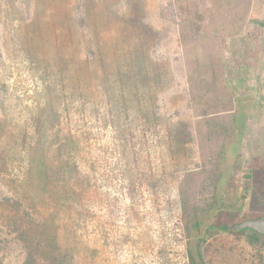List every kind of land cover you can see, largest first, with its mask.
<instances>
[{
	"label": "rangeland",
	"instance_id": "obj_1",
	"mask_svg": "<svg viewBox=\"0 0 264 264\" xmlns=\"http://www.w3.org/2000/svg\"><path fill=\"white\" fill-rule=\"evenodd\" d=\"M150 37L153 40L149 41ZM139 47L152 54V69L145 78L141 74L133 76L127 64L124 66L130 56L140 51ZM58 50L57 54L61 53L67 62L73 50L78 59L77 76L87 99L84 101L87 126H81V120L75 125L82 102L76 97L70 111L72 125L84 128L86 133L97 131V140L91 141L92 147L90 143L85 146L82 155L92 156L85 158L84 164L87 167L94 163L93 175L100 186L103 181L109 184L119 181L110 175V170L111 164L118 161L120 147L106 121L109 115L102 104L105 103L102 89L99 85L96 90L91 87L92 83L98 84L93 78L99 82L107 78L116 93L109 95L116 98L121 96L118 80L129 84L128 91H124L128 98L125 104L133 119L137 118L135 125L143 122L138 119L139 114L150 120L156 109L162 117L157 122L161 135L173 127L192 129V140L184 143L185 154L174 162L191 169V176L179 183L184 194H191L185 214L192 206L203 205L207 190L215 181L208 177L212 173V178L218 175L220 151L229 140L233 141V119L240 111L248 124L244 122L248 127L241 144L240 164L246 169L255 161L258 168H264V0H0V264H26L29 255L33 264H45L44 253L36 250L37 242L51 241L48 232L53 230L54 222L45 221L44 216L52 218L56 210L52 214L53 210L41 207L45 197L41 192V151L44 143H48V131L52 132L48 129L49 117L42 116L50 111L45 67L50 65L51 78ZM147 59L150 61L149 56ZM71 67L75 73L72 64ZM237 71L240 79L236 77ZM240 81H244L241 88L237 87ZM69 83L65 76L55 87L58 94L55 107L63 104L61 96L74 88L73 80ZM97 96L102 115H96L94 121L92 105H97ZM123 112L121 109L119 114ZM148 123L145 121L146 126ZM65 124L66 120L60 123ZM39 126L42 135L37 133ZM138 129L137 136L141 137L142 129ZM156 135L159 134L154 138ZM146 137L150 138V134ZM50 155L62 164L73 165L77 160L67 147L58 156L55 146L50 145L47 157ZM148 159L153 163L160 161L154 155ZM247 170L242 174L248 176ZM261 172L256 185L260 192H254L249 206L256 214L264 213V169ZM74 174L75 171L66 176L74 179V184L68 186L69 193L77 188ZM92 181L87 182L91 185ZM101 205L95 206V218L88 222L86 240L91 245L102 240L99 231L95 232L99 220L107 221ZM136 205L141 207L140 202ZM162 215L167 216V212ZM118 220V214L108 218L111 228L116 229L109 235L126 232ZM156 223H150L155 231L159 225ZM79 241L82 245L84 239L81 237ZM121 246L118 260L125 264L127 253ZM181 247L177 240L172 252L177 264L181 260ZM217 255L215 264L232 262L228 248Z\"/></svg>",
	"mask_w": 264,
	"mask_h": 264
},
{
	"label": "trees",
	"instance_id": "obj_2",
	"mask_svg": "<svg viewBox=\"0 0 264 264\" xmlns=\"http://www.w3.org/2000/svg\"><path fill=\"white\" fill-rule=\"evenodd\" d=\"M151 40L153 39L150 37L149 41ZM139 50L137 53L140 56L137 53L132 58L130 56L124 66L126 68L127 64L129 72L133 76L141 74L145 78L152 66V54L142 47H139ZM94 51L92 49V52ZM58 52L59 50L56 52L57 62L54 64L56 69L54 74L51 73V78L48 76L52 71L50 65L45 67L47 79L45 87L48 86L47 100L50 111L42 117H49L48 129H52V132L48 131V143L47 145L44 143L41 151L40 167L43 176L41 192L45 195L42 198L44 205L41 207L43 210H56V213L53 210L52 218L48 214L44 216L45 221L54 222L53 230L48 232L51 234V241L49 244H46L45 241L42 244V240L37 242L36 250L44 253L45 264H78L77 261L79 264H120L118 254L121 244V249L127 253L128 261L124 262L125 264H177L178 261L172 254L176 248L177 240L182 244L180 264H215L217 253L226 248H228V254L233 257L232 262L227 264H264V236L248 229L236 230V227L244 221L264 218V213L256 214L249 209L254 192L259 193L261 189H257L256 185H259L260 180L257 179V176L262 174L263 166L258 168V164L256 165L254 161L246 168L248 176L242 174L246 170L240 164L241 157H243L242 151L241 154L238 152L236 160L232 163L228 162V143H233L232 152L238 151L246 134L245 127L248 124L245 114L240 111V114L233 119L234 139L233 141L229 140L225 148L220 151L218 175L212 178V173L208 177L215 181L207 190L208 195L204 198L203 205L201 207L194 205L185 214L188 207V196L191 194L189 192L184 194L179 183L184 177L191 176V169L184 165L183 167L178 166L174 162H177V159L185 154L184 143L187 145V141L192 140V129L189 126L173 127L161 135L158 132L159 123L157 122L162 117L157 115L156 109L151 112L150 120L143 114H139L138 119L143 122L138 123L139 126L135 125L134 119L137 118L133 119L127 104H125L128 98L125 97L124 91L129 84L120 83L118 80L117 88L121 96L116 98L109 95L110 92L116 93L115 87L107 82V78L99 82L92 77L91 73L90 77L98 83L97 85L92 83L91 87L96 90L99 85L102 89V97L105 100V103L102 102V104H105L104 111H107L109 115L106 121L113 128L114 133L111 134L116 137L117 146L120 147L117 150L118 161L111 164L113 167L110 170V175L119 181L116 183L111 178V182L114 184L103 181L100 186L97 176L93 175L96 171L94 163L87 167L84 164L85 158L92 156L83 157L82 155L84 147L89 143L92 147L91 141L97 140V131L94 128L96 133H86L84 128L72 125L70 111L71 107L75 105L73 100L76 97L82 102L80 103L81 108L78 109V113L81 115L75 125H79L81 120L82 124L80 125L87 126L84 119L86 110L84 105L87 103L84 101L87 99L77 76L79 72L78 59L74 50L71 53V60L68 62L62 59L61 53L58 55ZM92 54H89V57ZM136 56L137 60H135ZM148 56L150 61L147 59ZM86 62L89 64V59ZM71 64L75 73H72ZM138 64L141 65L140 68ZM238 72H236V77L240 79L241 75L237 74ZM65 76L69 78L70 83L73 80L74 88H70L66 95L61 96L63 104L57 108L54 106V100L58 95L55 87L63 82ZM126 78L129 79L127 76ZM243 85L244 81H240L237 87L241 88ZM243 91L245 92V90ZM243 91L240 93L244 94ZM71 96H73L72 99ZM98 99L100 98L97 96V105H92V108H95L94 121L96 115L98 117L102 115L98 109ZM117 99L118 105L116 104ZM237 102L239 103V96ZM121 109H124L123 114H119ZM64 120H66V124L61 126L60 123ZM144 120L149 122V126L145 125ZM170 125L173 126V124ZM138 127L142 129L141 137L137 136ZM40 129L42 126L38 127L37 133L42 135ZM147 131L150 133L146 134ZM149 134L150 138L146 137ZM155 134L159 135L154 138ZM164 143L165 146H163ZM50 145L55 146L58 156L62 148H69L77 158L75 164H62L63 162L54 161L51 155L47 157ZM153 155L160 161L154 163L150 161L148 158ZM166 162L171 163L167 164ZM83 168L87 171L86 173ZM74 171L77 188L72 189L69 193L68 186L74 184V179L69 180L66 176L73 174ZM90 180H93L91 185L87 182ZM136 202H140L141 207H138ZM98 203L103 204L101 208L102 212L107 213V221L113 214H118V221L120 224H124L126 232L109 235L111 230L115 231L116 229L111 228L110 222L103 223L99 220L95 232L99 231L102 240L98 244L91 245L86 240V232L89 226L88 222L95 218V210H97L95 206ZM165 211L167 216L162 215ZM166 217L168 219L164 220ZM152 221L159 223L156 231L151 227ZM45 225L46 223H43L42 227ZM79 230H84V232H79ZM81 237L84 239L81 242L82 245L79 241ZM29 258L26 264H33L32 256L29 255Z\"/></svg>",
	"mask_w": 264,
	"mask_h": 264
},
{
	"label": "water",
	"instance_id": "obj_3",
	"mask_svg": "<svg viewBox=\"0 0 264 264\" xmlns=\"http://www.w3.org/2000/svg\"><path fill=\"white\" fill-rule=\"evenodd\" d=\"M251 230L261 236H264V218L257 220L244 221L236 227V230Z\"/></svg>",
	"mask_w": 264,
	"mask_h": 264
},
{
	"label": "crops",
	"instance_id": "obj_4",
	"mask_svg": "<svg viewBox=\"0 0 264 264\" xmlns=\"http://www.w3.org/2000/svg\"><path fill=\"white\" fill-rule=\"evenodd\" d=\"M231 146H233V143H228V162L232 163L234 160H236V158L238 157V152L241 154L242 148L240 146V148L238 149V151L236 150L235 152H232L231 150Z\"/></svg>",
	"mask_w": 264,
	"mask_h": 264
}]
</instances>
